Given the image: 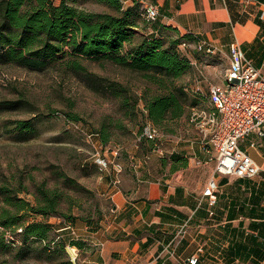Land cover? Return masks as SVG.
<instances>
[{
  "label": "crops",
  "instance_id": "obj_1",
  "mask_svg": "<svg viewBox=\"0 0 264 264\" xmlns=\"http://www.w3.org/2000/svg\"><path fill=\"white\" fill-rule=\"evenodd\" d=\"M135 1L157 7L159 24L215 47L218 52L209 59L219 56L225 69L235 38L264 76V0ZM188 115L176 122L184 124L181 135L164 134L163 157L143 155L135 146V156L122 162L119 186L111 187L110 177L100 182L112 208L96 230L84 229L80 239L90 249L78 264H187L192 256L197 264H264V150L249 147L264 144V138L251 134L240 142L260 172L251 178L215 177L210 206L202 191L213 166ZM177 157L186 159V166L173 163Z\"/></svg>",
  "mask_w": 264,
  "mask_h": 264
},
{
  "label": "trees",
  "instance_id": "obj_2",
  "mask_svg": "<svg viewBox=\"0 0 264 264\" xmlns=\"http://www.w3.org/2000/svg\"><path fill=\"white\" fill-rule=\"evenodd\" d=\"M94 1L114 14L89 12L79 6L81 0H58V3L55 0H0V67L14 65L30 71L61 68L88 75L86 62L109 63L138 76L148 86L140 97L117 82L98 86L118 102L124 116L141 118L136 140L139 138V151L147 155L154 142L142 136L146 122L163 134L172 133V125L187 115L188 107L194 108L196 99L190 101L188 87L179 82L189 74L191 60L179 47L184 41L196 42L197 38L179 35L177 30L159 24L158 20L145 22L141 18L142 6L135 0L130 6H124L121 0ZM150 88L155 90L152 92ZM20 104V100L4 101L0 107L9 110ZM77 119L70 116L67 120ZM14 128L18 138L23 139L35 131L30 120L15 121ZM122 128L119 122L103 123L97 132L100 142L109 145L113 129ZM171 160L186 166V159L182 157ZM36 189L35 204L14 196L7 188L0 189L5 203L0 208V254L15 250V258L23 260L38 242L42 243L44 252L55 258H60L67 246L88 252L90 246L80 238L63 239V235L57 234L48 240L52 230L59 233L66 231V226L73 228L76 218L60 210L61 193L44 186ZM25 217L32 219L25 222ZM52 217L62 218L63 226L54 230L55 226L48 223ZM88 218L82 220L93 231L103 217L98 216L96 221Z\"/></svg>",
  "mask_w": 264,
  "mask_h": 264
},
{
  "label": "rangeland",
  "instance_id": "obj_3",
  "mask_svg": "<svg viewBox=\"0 0 264 264\" xmlns=\"http://www.w3.org/2000/svg\"><path fill=\"white\" fill-rule=\"evenodd\" d=\"M79 6L89 12L114 14L111 9L94 0H81ZM179 49L191 61H198L202 76L192 67L184 79H187L185 85L189 90L190 101L196 99L193 107L204 108L207 106L208 87L221 81L225 63L219 56H213L214 59L210 61L209 57L198 53L195 42L191 40L184 41ZM206 65L209 66L207 72ZM85 66L88 75L73 74L61 68L30 71L14 65L0 67V103L22 101V105L9 110L0 107V189L11 190V194L30 204H35L37 187L58 191L62 194L59 208L76 218L73 229L79 238L86 228L83 218L89 217L90 221H96L98 216H107L112 208L110 201L102 195L100 184L109 175L98 172L92 165L93 151L81 133L69 127L66 121L68 117L76 116L78 119L75 123L88 133H97L103 123L119 122L123 128L113 129L109 144L111 150L102 156L100 153V156L110 162L109 166L114 165L122 172V162L128 156H135V146L139 147L136 135L141 118L124 116L118 102L103 92L98 84L117 82L130 88L138 97L148 87L138 76L109 63L86 62ZM196 78L202 79L198 84L202 92H195ZM150 90L153 92L155 89ZM191 108L188 107L186 112ZM27 120L32 122L35 131L25 139L21 136L18 138L14 122ZM183 125L174 123L172 133L181 135ZM159 135L161 141V131ZM136 154L141 156L140 153ZM4 204L0 194V208ZM31 219L25 217L24 221L29 222ZM36 219L42 220L39 217ZM62 221V218L52 217L48 223H52L54 230H57L63 226ZM57 234L63 235V239L72 237L68 231L57 233L52 230L48 240ZM42 246L40 242L34 244L23 260L15 258V250L1 253L0 264L66 263L71 261L69 255H74V252L76 259L73 263L78 264V258L83 255L81 251L69 252L66 249L60 258H55L44 252Z\"/></svg>",
  "mask_w": 264,
  "mask_h": 264
},
{
  "label": "built area",
  "instance_id": "obj_4",
  "mask_svg": "<svg viewBox=\"0 0 264 264\" xmlns=\"http://www.w3.org/2000/svg\"><path fill=\"white\" fill-rule=\"evenodd\" d=\"M121 3L124 5L123 0ZM142 10L141 18L145 22L157 21L159 17L157 7L147 5L142 7ZM195 50L203 55H214L218 52L215 47L204 41H196ZM227 58L229 63L221 81L208 87L207 106L200 109L192 108L188 115V122L204 141L205 153L213 166L212 174L202 191V197L208 199L210 206L215 203V193L218 188L215 177L251 178L261 170L254 160L240 149V142L251 134L264 138V76L245 57L235 38L228 45ZM197 62V60L191 61V65L199 76H202ZM195 81V92H202L198 85L202 79L196 78ZM66 122L69 127L81 133L82 138L93 151L91 154L93 164L99 171L109 175L110 186L118 187L121 170L114 165L109 166L110 162L101 157L104 152L111 150V147L103 145L97 133L85 132L73 121ZM143 133L142 136L146 140L154 142L150 153L163 157L164 134L161 132L160 141L159 130L149 122H146ZM137 140L139 141V138ZM249 147L264 150V144L259 142H251ZM65 230L73 238H79L72 227L66 226ZM66 249L69 252L75 250L69 246ZM73 254L69 255L72 262L76 259V253ZM187 264H197V257L192 256Z\"/></svg>",
  "mask_w": 264,
  "mask_h": 264
}]
</instances>
